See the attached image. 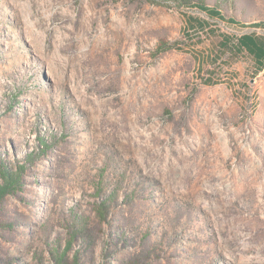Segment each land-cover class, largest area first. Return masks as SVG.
<instances>
[{
  "label": "rangeland",
  "instance_id": "rangeland-1",
  "mask_svg": "<svg viewBox=\"0 0 264 264\" xmlns=\"http://www.w3.org/2000/svg\"><path fill=\"white\" fill-rule=\"evenodd\" d=\"M186 1L0 0V264H264V0Z\"/></svg>",
  "mask_w": 264,
  "mask_h": 264
},
{
  "label": "trees",
  "instance_id": "trees-1",
  "mask_svg": "<svg viewBox=\"0 0 264 264\" xmlns=\"http://www.w3.org/2000/svg\"><path fill=\"white\" fill-rule=\"evenodd\" d=\"M178 1H179L178 3L179 7L188 6L191 8V6H193L186 0H178ZM194 7L197 8L199 11L204 12L210 18H211V14H210L211 12L212 14H215L217 19H219L220 21L229 22L234 25H238V23H236L234 19L231 18L225 21L224 16L218 10L211 9L206 11L197 5ZM193 22L196 23L198 28L207 27V24L205 22H201L197 20L193 21L190 18L189 23L187 22V24H191L189 25V28L194 26ZM255 28L264 29V23L256 24ZM195 30L196 28L189 29V31H195ZM237 47L238 50L244 51L246 54H248L253 58L255 65L257 66L256 71L258 73L264 70V38H258L253 34H244L237 39ZM43 146H45V144ZM23 170H24L23 166L19 167V169L17 170H13L5 166L4 164L0 165V205L7 196L11 194H15L16 191L21 190L22 188L21 173L24 172ZM99 214L102 218L104 217L105 215L104 207L99 209ZM77 230L79 229L77 228ZM59 249L60 248L57 247V249L52 251L51 264H81L79 255L73 257L72 261H70L68 257L70 251L72 250V239L68 241L65 249L62 252Z\"/></svg>",
  "mask_w": 264,
  "mask_h": 264
},
{
  "label": "crops",
  "instance_id": "crops-1",
  "mask_svg": "<svg viewBox=\"0 0 264 264\" xmlns=\"http://www.w3.org/2000/svg\"><path fill=\"white\" fill-rule=\"evenodd\" d=\"M262 30H264V29H262ZM255 36V35H254ZM259 38V37H258Z\"/></svg>",
  "mask_w": 264,
  "mask_h": 264
}]
</instances>
